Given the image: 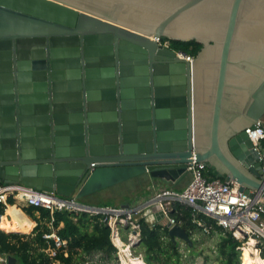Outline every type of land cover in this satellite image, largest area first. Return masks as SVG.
Instances as JSON below:
<instances>
[{"label": "water", "instance_id": "1", "mask_svg": "<svg viewBox=\"0 0 264 264\" xmlns=\"http://www.w3.org/2000/svg\"><path fill=\"white\" fill-rule=\"evenodd\" d=\"M261 36L264 0H0V180L81 199L195 156L264 193L246 132L264 119ZM171 41L202 46L188 61Z\"/></svg>", "mask_w": 264, "mask_h": 264}, {"label": "built area", "instance_id": "2", "mask_svg": "<svg viewBox=\"0 0 264 264\" xmlns=\"http://www.w3.org/2000/svg\"><path fill=\"white\" fill-rule=\"evenodd\" d=\"M159 42L166 46L170 45L167 40H159ZM176 52L185 60L192 61L194 58V55L186 51L176 50ZM246 132L252 140L254 148L260 151V160L264 170V148L262 146L264 119L255 128L247 127ZM187 168L191 179L183 189L162 188L145 202L127 207L92 205L84 203L76 197H62L20 182H4L2 180H0V204L6 206L10 203V199H13L26 206L48 209L50 212L48 226L51 231L45 233L44 238L53 240V247L48 249L52 255L67 245V240L59 236L57 227L54 225L56 211L69 210L104 214V221L111 229V239L121 256L122 250L120 251L121 245L118 240L125 248H131L139 242L141 229L139 214L145 208L155 203L160 205L163 215L167 218L166 224L175 225L177 222L169 215V210L176 202L187 204L192 208L193 222L201 227L204 233H209L212 225L206 224L201 219V215L214 219L217 225L229 232L235 239L264 249V193L255 191L253 196H249L241 192L235 182L215 176L208 177L209 169L206 164L198 161L195 156L191 158ZM123 232L127 233L125 240ZM6 259V256L0 255L1 263ZM98 263H106L104 254L101 252H93L85 258V264Z\"/></svg>", "mask_w": 264, "mask_h": 264}, {"label": "trees", "instance_id": "3", "mask_svg": "<svg viewBox=\"0 0 264 264\" xmlns=\"http://www.w3.org/2000/svg\"><path fill=\"white\" fill-rule=\"evenodd\" d=\"M201 44L195 41H171V47L196 55ZM264 148V140L262 141ZM208 177H214L209 170ZM127 198L126 200H128ZM14 200L10 199V203ZM127 205V204H126ZM104 206H115L105 203ZM5 205L0 204V215L4 213ZM25 210L36 221L33 232L26 234L20 232H7L0 229V254L16 258L15 264H85V258L93 252L104 254L106 262H118V248L111 239V229L105 223L102 213L90 214L85 211H56L54 225L62 239L67 240V245L58 249L54 255L49 248L53 247L52 239L44 238L50 232L48 209L27 206ZM39 211V216L36 212ZM169 215L175 218L192 237L196 231H202L192 219V208L180 202L173 204ZM206 224L212 225L209 233H217L220 241L217 246L219 264H240L239 246L242 241L235 239L229 232L217 225L214 219L201 215ZM141 224L140 240L133 245L135 253H140L147 264H183V253L179 242H174L169 237L168 224H148L144 218L139 217ZM63 224V226H60ZM189 246V245H188ZM195 243L188 249L193 250ZM264 259V249L261 248Z\"/></svg>", "mask_w": 264, "mask_h": 264}, {"label": "rangeland", "instance_id": "4", "mask_svg": "<svg viewBox=\"0 0 264 264\" xmlns=\"http://www.w3.org/2000/svg\"><path fill=\"white\" fill-rule=\"evenodd\" d=\"M174 49L177 50L176 48ZM137 177H140V176H137ZM132 179H129V180H132ZM143 182L144 180H141V181L134 180L132 182L131 181L123 182L122 184L118 186H116L117 184H115L105 189H102L100 191H97L93 194H90L84 198H81L80 200H83L82 202L84 203L97 205V206H103L105 203L119 205L122 201L126 200L127 198L133 197L136 194V192L139 191V187L141 186L143 187L144 185ZM126 238L127 237H123L124 240ZM191 238L195 243V247L193 250L188 249L190 245L187 242L183 240L178 241L180 250L183 253V257H182L183 264H219L217 246L220 241V236L217 233L211 234V233H204V232L196 231L193 233ZM244 247L251 248L250 250L253 252L252 256L254 255L256 256V252L259 255L261 254V249L259 247L257 248L256 245L246 244L242 242L241 246L238 247L239 252H240L239 253L240 254L239 255L240 264H243ZM128 250L129 251H127L126 253L121 252L122 257L126 259L127 264H133V263H130L131 261L129 260V258L138 257L142 259L143 257L142 254L135 253L132 247L128 248ZM117 256H118L117 263L114 261H108L102 264H121L122 262L121 256H119L118 251H117ZM260 256L263 259L262 255Z\"/></svg>", "mask_w": 264, "mask_h": 264}, {"label": "crops", "instance_id": "5", "mask_svg": "<svg viewBox=\"0 0 264 264\" xmlns=\"http://www.w3.org/2000/svg\"><path fill=\"white\" fill-rule=\"evenodd\" d=\"M135 178L136 179L133 178L132 180L124 181V182H130V181L132 182L134 180L136 181L144 180L143 187L142 186L139 187V191L136 192V194L133 196L134 198L131 197L128 200H124L119 205H115V206H123L126 204L127 205H133L139 203L141 204L145 202L147 199H149L156 191L162 188H170L174 190L183 189L190 181L191 174L190 172H188L187 174L182 175L174 180L155 179L154 177L148 174L141 175L140 177H135ZM122 183L123 182L118 183L116 186ZM25 207L27 206L20 201L19 202L14 201L13 203H9L8 205H6L4 213L0 215V229L7 232H20L26 234L33 232L34 228L37 225V221L30 214L26 212ZM36 215L39 216V211L36 212ZM139 217L144 218V220L150 225L167 223V218L163 215L160 205L156 203L145 208L142 211V213L139 214ZM60 226H63V224H60ZM122 234L123 237H127L126 232H123ZM2 256L4 257L6 256L7 259L5 261H2V263L0 262V264H8V256L7 255H2ZM142 260H144L143 257Z\"/></svg>", "mask_w": 264, "mask_h": 264}, {"label": "bare ground", "instance_id": "6", "mask_svg": "<svg viewBox=\"0 0 264 264\" xmlns=\"http://www.w3.org/2000/svg\"><path fill=\"white\" fill-rule=\"evenodd\" d=\"M249 26H245L243 32H242V38L243 39H250V38H253L256 36L258 30L257 28L255 27V24H247ZM254 33V34H253ZM158 40V39H157ZM258 43L259 44H262L264 45V37L261 36L258 38ZM18 227V226H17ZM18 229V228H16ZM118 243L121 245V250L123 253H126L128 250V247L125 248L123 247L124 245L121 243L120 240H118ZM125 248V249H123ZM251 248L249 247H244V253H243V264H264V260L261 258V254L259 255L256 251V256H252V251L250 250ZM255 254V253H254ZM134 257V255H133ZM137 257V256H136ZM129 260L131 261L130 263H133V264H146L145 263V260H142L141 258H129ZM121 264H127V261L124 257H122V254H121Z\"/></svg>", "mask_w": 264, "mask_h": 264}]
</instances>
